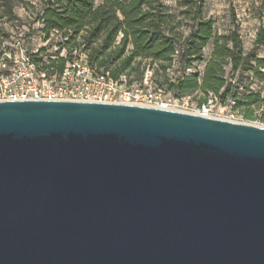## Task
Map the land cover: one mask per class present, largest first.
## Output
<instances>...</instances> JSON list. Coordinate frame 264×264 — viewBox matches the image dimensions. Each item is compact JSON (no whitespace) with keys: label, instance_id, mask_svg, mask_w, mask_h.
<instances>
[{"label":"water","instance_id":"1","mask_svg":"<svg viewBox=\"0 0 264 264\" xmlns=\"http://www.w3.org/2000/svg\"><path fill=\"white\" fill-rule=\"evenodd\" d=\"M0 264H264V126L0 101Z\"/></svg>","mask_w":264,"mask_h":264},{"label":"trees","instance_id":"2","mask_svg":"<svg viewBox=\"0 0 264 264\" xmlns=\"http://www.w3.org/2000/svg\"><path fill=\"white\" fill-rule=\"evenodd\" d=\"M19 2L24 0H2L4 14L12 15ZM205 4L206 0H180L177 12L165 0H48L43 17L48 32L57 29L68 37L60 47H83L91 67L98 72H109L119 80L132 74L143 78L150 69L159 78V88L180 97L200 93V105L207 104L210 96L223 105L232 99L236 109L252 118L251 106L264 98L249 86L240 91L238 82L248 72L263 81L264 58L244 51L237 29L216 32V20L205 15ZM187 27L190 31L186 35ZM212 39L213 50L205 60L203 51ZM258 43L264 41L259 39ZM69 59L70 55L51 63L62 70ZM202 61L203 70L195 67V62ZM176 62L181 74L172 77L170 71ZM228 65L239 73L233 77L236 82L228 78Z\"/></svg>","mask_w":264,"mask_h":264},{"label":"built area","instance_id":"3","mask_svg":"<svg viewBox=\"0 0 264 264\" xmlns=\"http://www.w3.org/2000/svg\"><path fill=\"white\" fill-rule=\"evenodd\" d=\"M45 7L38 9L37 0H24L7 15L0 0V101L67 99L158 106L156 93L133 91L124 79L115 80L109 72L92 68L83 51L61 48L68 37L57 29L46 30ZM59 37L61 41L54 44ZM62 50L70 59L60 70L51 60L66 57ZM199 113L212 116L206 104Z\"/></svg>","mask_w":264,"mask_h":264},{"label":"rangeland","instance_id":"4","mask_svg":"<svg viewBox=\"0 0 264 264\" xmlns=\"http://www.w3.org/2000/svg\"><path fill=\"white\" fill-rule=\"evenodd\" d=\"M47 1L48 0H37L38 9L39 7H43ZM179 1L180 0H165V2L177 12ZM19 12L27 17L23 10L19 9ZM204 12L207 17H212L216 20V32L224 34L228 33L231 29H237L243 42L244 51L264 58V43H258L259 39L264 41V0H206ZM184 31L187 35L190 31L189 27L185 28ZM56 41H61V38H55L53 43L56 44ZM213 44L214 39L204 48L203 53L205 60L210 57ZM82 48L78 49V52L82 51ZM50 51L52 52L53 49L51 48ZM62 53L66 55V57L69 56L68 51L62 50ZM194 65L198 69L203 70L205 61L195 62ZM262 70L264 72V68ZM192 71L193 70H190V72ZM180 74V66L179 63L176 62L175 66L170 71V76L178 77ZM238 74V72H232L230 65L227 66L228 78H232L233 82L237 81L233 79V77H237ZM121 79H124L125 85L133 91L142 89L143 92L149 90L156 93L158 98L154 103L158 106L193 113H199L202 110L203 105L199 104L200 93L194 92L180 97L177 93L166 90L165 87L159 88V78L155 77L153 70L148 69L143 78L136 74H132L130 76L122 75ZM241 79L243 81L238 82L240 91H245L249 86L254 91L259 92L264 98V80L259 81L255 79L253 77V72L245 73L244 77ZM130 80H132L131 84H129ZM206 105L210 109V113L213 117L264 126V102L251 106L254 115L252 118H247L242 109H236L232 99H229L227 104L223 105L217 98L210 96Z\"/></svg>","mask_w":264,"mask_h":264},{"label":"bare ground","instance_id":"5","mask_svg":"<svg viewBox=\"0 0 264 264\" xmlns=\"http://www.w3.org/2000/svg\"><path fill=\"white\" fill-rule=\"evenodd\" d=\"M162 107H164V106H162Z\"/></svg>","mask_w":264,"mask_h":264}]
</instances>
